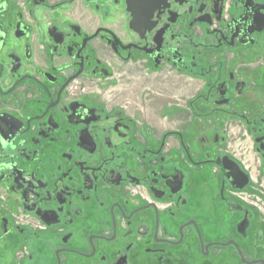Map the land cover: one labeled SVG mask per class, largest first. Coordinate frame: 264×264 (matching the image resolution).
Instances as JSON below:
<instances>
[{"label": "flooded vegetation", "instance_id": "1", "mask_svg": "<svg viewBox=\"0 0 264 264\" xmlns=\"http://www.w3.org/2000/svg\"><path fill=\"white\" fill-rule=\"evenodd\" d=\"M0 264H264V0H0Z\"/></svg>", "mask_w": 264, "mask_h": 264}, {"label": "water", "instance_id": "2", "mask_svg": "<svg viewBox=\"0 0 264 264\" xmlns=\"http://www.w3.org/2000/svg\"><path fill=\"white\" fill-rule=\"evenodd\" d=\"M237 176H241V175L238 173V175H237ZM241 181H242V183H244V179H242Z\"/></svg>", "mask_w": 264, "mask_h": 264}]
</instances>
